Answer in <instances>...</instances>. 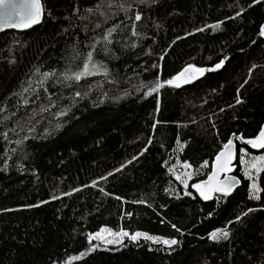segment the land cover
<instances>
[{"label":"trees","instance_id":"1","mask_svg":"<svg viewBox=\"0 0 264 264\" xmlns=\"http://www.w3.org/2000/svg\"><path fill=\"white\" fill-rule=\"evenodd\" d=\"M99 2L44 0L48 11L40 25L0 32V264H264V172L260 200L248 198L238 162L241 185L210 202L192 189L193 196H184L168 172L176 161H187L199 170L192 183L205 179L227 139L252 137L264 125V37L258 35L264 0L251 7V0H157L134 8L142 12L135 28L117 12L95 32L63 31L74 6L83 15ZM217 22L219 28L205 27ZM114 24L111 53L98 45L94 54L107 76L64 81L61 73L79 71L87 45ZM74 41L80 56L72 60ZM223 55L229 59L220 70L143 95L157 76L169 79L187 65L207 69ZM53 70L55 75L43 76ZM204 161L209 164L201 167ZM249 208L256 211L228 225L229 239H208ZM104 226L175 238L178 244L167 249L126 240L82 256L87 235Z\"/></svg>","mask_w":264,"mask_h":264},{"label":"snow or ice","instance_id":"2","mask_svg":"<svg viewBox=\"0 0 264 264\" xmlns=\"http://www.w3.org/2000/svg\"><path fill=\"white\" fill-rule=\"evenodd\" d=\"M262 2V0H251L252 5H258ZM157 0H121V2L117 3L116 0H100L93 7H87L84 9L83 15H80V9L78 7H73L71 17H65V20L69 21V28H65L63 31L71 35L70 29L75 28L77 32H87L89 30L95 32L96 29L102 27V22H107V19H110L111 16L116 15L117 12H122L125 17L133 21L132 27L135 28V22H140L142 20V12L140 10H135L134 8L138 5H143L144 7H151L155 5ZM115 9L114 12L109 14L106 10ZM48 11L44 0H0V30H4L6 28H16V29H26L31 27L34 24L40 22L41 18L44 14ZM244 11L241 8V12ZM129 13L132 15L129 16ZM50 14V13H49ZM237 16L240 15V12L236 13ZM92 16H99L100 20L97 21L95 24L92 23L91 17ZM220 22H217L215 25L209 26L206 25L205 27H214L219 28ZM117 25H113L111 28L104 30L101 40H95L87 47L90 50L86 53L83 58L82 66L80 67L79 71L68 73L65 71L61 73L63 76L64 81L72 80V81H81L82 78L97 75L103 73L107 76V69L103 65H101L98 61L95 60L94 54L96 53L97 46L99 45V51H102L105 55H109L111 53V49L108 47L112 44V34L116 31ZM197 31H203V29H197ZM133 36H138L140 33L133 31ZM258 35L260 37H264V24L259 26ZM179 39V37H178ZM101 41L103 43H101ZM135 47V44L132 45ZM80 51L78 47V41H74L71 45V55L70 59L75 60L79 58ZM163 59V57H161ZM229 59L227 55H223L217 62H215L209 68H202V67H195L193 65H187L181 72L177 73L176 75L172 76L168 80L161 81L160 77L157 76L156 80L152 82L150 85L146 86L148 88L147 91L143 93L145 97L151 95L152 93L157 92L159 89L164 87L165 85L172 86L175 88H180L182 84L190 83L192 80L196 79L198 76H203L205 72H213L220 70L224 65L225 62ZM253 68L256 65L252 66ZM36 71H39L37 69ZM252 69H249L251 72ZM187 74V75H186ZM55 75V70L53 72H44L43 76L45 78ZM41 86H43V81H40ZM243 87V85H241ZM29 89H25L28 91ZM239 91V90H238ZM79 97L81 94L80 92H76L75 94ZM102 102V101H101ZM23 103L27 104L28 101L24 100ZM236 104L242 103L239 95H237L235 99ZM232 107V105H229ZM4 108H0V112L4 111ZM45 109H41L44 111ZM220 111H224L221 109ZM60 115H64L65 113H59ZM57 129L60 128L58 124ZM152 127L155 129L156 124H153ZM212 128L215 129V124H212ZM28 131H34V128H29ZM6 138V134H5ZM24 139H28V137H24ZM234 139L239 140L241 142L240 146L234 144ZM17 144L22 143L21 140L16 141ZM149 143H151V137L149 138ZM178 145L182 148L183 145L180 144L179 140H177ZM249 149H256V150H264V125L259 126L258 132H256L252 137L245 138L242 136H237L233 134V138L227 139L226 143L222 145L220 150L215 154L214 159L211 162V171L206 173V179H201L198 182H193L189 184V181L198 174L192 171H185L183 173L177 174L175 172L176 165H173L168 169V172L175 177V180L179 182L180 185L183 186L184 196H193L194 193L189 190H195V194H198L199 198L204 201H208L213 198L214 194H219L220 198L223 199L228 197L234 189H236L240 183L241 179L238 178L235 174L229 175V173L233 172V169L236 168V164L234 161L239 162L240 168L238 171L242 173V178L247 181L246 188H247V196L251 200H260L261 199V192L262 188L259 183H257V177L260 176L262 172H264V154L251 156L250 158L246 159V156L249 155ZM146 149L141 150V154ZM14 151V150H13ZM133 160L137 159L136 156L132 158ZM7 161H5V164ZM178 163H180L178 161ZM167 164V161H165ZM209 164L208 161H204L201 167L207 166ZM182 166L185 169L191 167V165L187 161L182 162ZM124 165H121L123 168ZM6 170V169H5ZM120 169H116L114 171H119ZM221 174H223L221 178ZM108 175H112L109 173ZM101 180L107 179V177H100ZM97 181L93 180L91 183L92 187H96ZM87 187V186H85ZM73 192L79 191V189H73ZM99 191L104 195H109L103 188H100ZM168 189H165V192H168ZM63 195H71V193H64ZM171 195V193H170ZM117 200H121V197H115ZM177 198L179 195L177 194ZM52 199H58L56 196H52ZM41 203H45V201H41ZM137 203L145 204L144 200L137 201ZM38 205H29L28 207H35ZM151 206L150 204L148 205ZM256 209L249 208L247 212H240L234 218V220H228L224 227L222 228H215L213 231L208 233V239L212 241H219V240H227L229 239L230 231L228 225H231L235 222H240L241 218L246 216L248 213L254 212ZM213 213L209 212L208 215L211 216ZM127 215L131 216V213H127ZM163 222V221H162ZM171 227L175 229L177 232H180V229L177 228L175 224H172ZM111 236L112 239H105V235ZM127 237L130 241L136 242L138 239L143 238L146 241H150L154 244H161L165 246L167 249H172L174 245L178 244L177 239L171 238L166 239L160 236H153L149 235L146 232H134L129 233L124 229H120L119 231H112V229L107 227H101L95 233H89L87 235V239L89 241V246L87 248V252L91 253L93 249L96 248L95 244L91 242L95 240L103 241L106 244H120L121 240ZM151 251V249H150ZM81 255H84L83 253ZM73 259H78V257H69V261ZM55 264V262H54Z\"/></svg>","mask_w":264,"mask_h":264},{"label":"rangeland","instance_id":"3","mask_svg":"<svg viewBox=\"0 0 264 264\" xmlns=\"http://www.w3.org/2000/svg\"><path fill=\"white\" fill-rule=\"evenodd\" d=\"M187 75V74H186ZM170 79V78H169ZM166 80H168V79H166ZM195 80V79H194ZM164 81V80H163ZM193 81V80H192ZM182 85H184V84H182ZM165 86H168V85H165ZM160 90V89H159ZM158 90V91H159ZM157 91V92H158ZM153 94V93H152ZM248 153H249V155L248 156H246V159H248V158H250L251 156H256V155H261V154H264V150L263 151H261V152H254V151H251V150H248ZM174 165H176V168L174 169L175 170V172L177 173V174H179V173H183V172H185V171H192V172H194L193 171V169H192V167H190V168H188V169H185V168H183V166H182V163L180 162V163H178V161H176V163L174 164ZM195 177V176H194ZM193 177V178H194ZM193 178H192V180H193ZM258 179H259V177H257V183H259V181H258ZM192 180H190L189 181V184H191L192 183ZM104 227H107V228H110V227H108V226H104ZM111 229V228H110ZM112 231H114L113 229H112ZM126 231V230H125ZM97 232V231H96ZM115 232V231H114ZM128 232V231H127ZM141 232V231H140ZM91 233H95V232H91ZM130 233V232H129ZM105 235V239H112V237L111 236H108L107 234H104ZM149 235H151V234H149ZM153 236H157V235H153ZM161 237V236H160ZM163 238H165V237H163ZM166 239H170V238H166ZM126 240H129L127 237H124L122 240H121V243L120 244H112V245H109V244H106V243H104L103 241H100V240H93L91 243L92 244H95L96 245V247H109V246H119V245H121L124 241H126ZM140 240H144L143 238H140V239H138L136 242H138V241H140ZM88 252L86 251L85 253H84V255L85 254H87ZM83 256V255H82Z\"/></svg>","mask_w":264,"mask_h":264},{"label":"water","instance_id":"4","mask_svg":"<svg viewBox=\"0 0 264 264\" xmlns=\"http://www.w3.org/2000/svg\"><path fill=\"white\" fill-rule=\"evenodd\" d=\"M43 19H44V16L41 18L40 22H38L37 24H34V25H32L31 27L26 28V29H17V30H29V29H33V28L37 27L38 25H40V24L42 23ZM263 24H264V22H263ZM6 29H10V28H6ZM6 29H4V30H6ZM14 29H16V28H14ZM4 30H0V32H2V31H4ZM237 136H241V135H237ZM231 138H233V136H232ZM234 144L237 145V146H239L238 144H241V142H240L239 140H235V139H234ZM249 150L254 151V152H261V151H263V150H256V149H249ZM234 164H236V168H234V169H233V172H232V173H229V175L235 174L238 178H240V177L237 175L238 160H237V161H234ZM222 176H223V174H221V178H222ZM205 179H206V178H205ZM196 182H198V181H196ZM241 183H242V182H241ZM241 183H240V185H241ZM240 185H239V186H240ZM239 186H238V187H239ZM238 187H237V188H238ZM192 190H193V189H192ZM234 191H235V189L233 190V192H234ZM193 192H195V190H193ZM233 192H232V193H233ZM197 195H198V194H197ZM214 196H215V194L213 195V198H212V199H210V200H208V201H205V202L213 201ZM203 201H204V200H203Z\"/></svg>","mask_w":264,"mask_h":264}]
</instances>
